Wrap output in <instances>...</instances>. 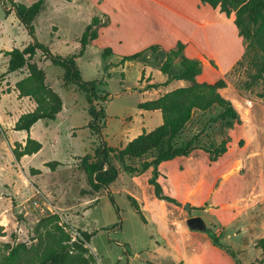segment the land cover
<instances>
[{"label": "rangeland", "instance_id": "374dc122", "mask_svg": "<svg viewBox=\"0 0 264 264\" xmlns=\"http://www.w3.org/2000/svg\"><path fill=\"white\" fill-rule=\"evenodd\" d=\"M12 1L30 5L38 0H0V255L19 243H37L38 222L57 214L70 237L65 251L77 257L80 264H148L147 260L151 264H170L172 253L156 247L161 240L152 224L142 221L128 199L134 197L141 211V202L149 203L152 191L144 173L120 172L109 186L115 201L112 204L105 191L90 190L79 168L81 158L100 140L119 147L158 123L159 112L147 117L146 111L138 108L141 101L162 94L160 88L143 92L148 83L162 77L157 58H147L149 51L143 54L147 72L142 76L138 62L123 68L114 64L124 54L143 50L155 19L150 15V20L147 13L155 5L149 0H42L39 13L31 19L36 39L52 53L64 56L77 53L84 27L93 17H99L98 37L76 59L83 79L101 81L93 104L97 109L102 106L105 114L98 120L97 133L88 126L91 117L84 94L74 85L64 86L62 69L31 46L32 40L17 18ZM105 48L111 49L107 57L102 56ZM32 67L43 71L46 82L59 94L61 106L54 121L38 120L26 132L13 126L17 117L32 110L35 103L28 96L18 95L15 82ZM254 71L245 60L232 67L226 80L237 91L240 86L242 94L238 92L244 97L264 103V98L258 97L264 91V78H252ZM233 130L229 132L231 141L250 133L251 127ZM27 136L38 140L42 147L37 153L17 159L13 148L16 143L24 144ZM50 161H56L54 168L47 164ZM201 177L205 179L204 174ZM165 186L173 188L171 183ZM229 233L231 237H226ZM225 234L223 240L220 238L222 243L233 250L237 246L245 249L237 252L241 263L264 264L261 249L247 243L248 233L235 236L229 226ZM202 264H217V260L203 257Z\"/></svg>", "mask_w": 264, "mask_h": 264}, {"label": "trees", "instance_id": "16d2710c", "mask_svg": "<svg viewBox=\"0 0 264 264\" xmlns=\"http://www.w3.org/2000/svg\"><path fill=\"white\" fill-rule=\"evenodd\" d=\"M42 2L38 0L25 5L12 1V5L17 18L32 40L31 46L39 49L46 59L62 69L61 80L64 86L74 85L84 94L91 117L88 126L100 133L98 120L104 117L105 112L102 106L97 109L93 101L97 97V87L101 81L98 78L83 79L76 62V59L84 54L87 45L98 37L99 17H93L84 27L79 38L77 53L64 56L54 54L47 45L36 39L34 26L31 23L32 17L39 13ZM200 2L213 8L218 7L227 16L231 12L235 13L234 23L239 34L247 42L246 49L236 64L240 65L242 61L248 60L255 69L252 78L263 79L264 0H200ZM183 47L184 45L178 42L174 48L166 52L159 66V71L165 80L149 83L144 89H158L174 80H182L184 85L138 104L141 110H159L161 123L151 130H142L119 147L108 145L104 140H100L90 153L81 158L79 168L84 173L90 190L93 193L105 191L112 204H115V201L109 186L120 172L139 175L151 168V175L147 182L152 186L154 196L181 206V203L173 196L164 192L158 180L161 175L158 170L159 164L177 156H188L196 149L206 152L210 162L216 161L229 147L230 130L241 122L231 101L219 92V89L228 83L226 77L212 83L197 81L196 76L201 72V62L199 59L186 57L182 53ZM148 48L156 51L158 45H150ZM143 51L124 55L119 63L133 61ZM12 52L5 51V54H12ZM110 52V48H105L102 56L107 57ZM237 88L242 94L240 86ZM15 89L19 96H28L35 103L32 110L22 113L17 118L13 126L15 130L29 132L30 127L38 120H55L61 106V98L46 82L41 69L29 68L28 73L15 82ZM258 97L264 98V91L258 93ZM242 143L241 139L239 144ZM41 147L38 140L27 136L24 144L16 143L13 154L19 159L24 155L37 153ZM47 164L50 168H54L56 161H50ZM128 199L145 223L146 219L136 199L132 196H128ZM205 206L206 204L200 207L190 206L188 213L191 210L203 209ZM35 230L38 234L37 243L30 246L19 243L10 247L6 255H0V264H74L75 262L80 264L77 257L65 251L70 237L65 230V223L57 214L41 219ZM204 231L208 233L214 245L225 250L236 264H242L237 258V252L220 241V236L214 232L212 226H206ZM5 245L9 248L8 243ZM255 246L261 249L264 262V238L257 239ZM146 262L151 264L149 260Z\"/></svg>", "mask_w": 264, "mask_h": 264}, {"label": "crops", "instance_id": "0c3cea01", "mask_svg": "<svg viewBox=\"0 0 264 264\" xmlns=\"http://www.w3.org/2000/svg\"><path fill=\"white\" fill-rule=\"evenodd\" d=\"M149 1L155 8L150 7V13H146L150 20L152 16L155 19L147 31L149 40L143 46L144 52L133 60L140 64V75L147 72V65L142 62L145 52H150L147 58L155 56L160 66L166 52L178 42L184 45L182 53L186 57L200 60L201 72L196 76L199 82L212 83L225 78L242 57L245 42L234 23V12L227 16L218 7H210L200 0ZM150 45H158V49L152 51L148 48ZM124 55L114 64L122 68L130 64L132 61L119 63ZM164 80L162 75L157 81ZM182 85V80H174L159 91L163 93ZM219 92L231 101L239 114L241 122L234 127L247 125L251 132L230 141L233 146L229 143L227 151L216 161L210 162L206 152L196 149L188 156H177L159 164L161 175L158 180L163 190L181 206L157 199L148 182L147 187L152 191L149 203L141 202L147 223L152 224L161 240V243L156 241V247L167 248L172 253L170 264H202L203 257L213 258L217 264H236L225 250L212 243L207 232L188 227L186 219L189 216H201L206 226H212L222 240L229 226L235 236L248 233L247 243L254 246L257 239L264 238V103L244 97L230 82ZM145 111L147 117L160 113L157 109ZM161 121L160 114L157 125ZM233 129L230 133L236 131ZM143 173L147 180L151 168ZM166 183H171L173 188H167ZM203 183H206L204 188ZM185 203L194 207L206 206L200 211L191 210L189 214L183 208ZM225 235L231 237V233ZM235 249L236 252L245 250L238 246Z\"/></svg>", "mask_w": 264, "mask_h": 264}, {"label": "water", "instance_id": "95a60500", "mask_svg": "<svg viewBox=\"0 0 264 264\" xmlns=\"http://www.w3.org/2000/svg\"><path fill=\"white\" fill-rule=\"evenodd\" d=\"M183 208L186 210L189 209L190 208L189 203H185L183 205ZM186 223H187L188 227L191 229L204 230L206 228V224H205L204 220L202 219L201 216H198V215L189 216L186 219Z\"/></svg>", "mask_w": 264, "mask_h": 264}]
</instances>
